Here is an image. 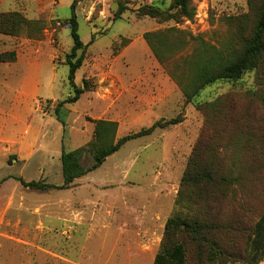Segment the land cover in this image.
Returning a JSON list of instances; mask_svg holds the SVG:
<instances>
[{
	"label": "rangeland",
	"instance_id": "374dc122",
	"mask_svg": "<svg viewBox=\"0 0 264 264\" xmlns=\"http://www.w3.org/2000/svg\"><path fill=\"white\" fill-rule=\"evenodd\" d=\"M171 1L0 0V13L17 12L38 25L29 31L24 28L17 37L0 35V52L27 54L30 49L41 48L39 56L47 64L43 77L50 74L48 60L56 66L54 96L59 101L71 93L68 67L64 65L72 47L66 24L71 15L83 45L93 36L84 49V59L74 80L78 87H84L85 81L89 91L68 104L69 110L63 113L64 130L56 121L62 129L56 134L51 155L36 153L24 170L6 167L0 160V177L8 175L24 182L50 185L47 179L42 180L50 162L49 169L55 173H51L49 182L60 187L63 178L58 154L62 148L72 151L90 142L94 121L115 122V139H119L160 120H181L127 141L68 189L28 188L24 209L13 217L14 227H10L9 234L23 241L20 246L27 250L25 255L34 264H153L151 255L137 256V217L147 225L156 221L155 234L161 241L164 223L174 210L181 180L194 154L204 161L214 158L220 177L237 176L233 188L238 201L232 205L234 202L229 201L227 194L218 205V221L224 223L231 215L230 208L240 213L243 221L229 235L233 254L222 261L264 264V235H250L264 212V104L254 96L261 90L264 98L260 74L253 71L235 81L211 83L185 103L180 87L156 61L143 39L145 33L176 29L179 33L166 36L168 44L174 50L182 49L188 58L198 56L200 50L208 47L238 50V24H247L245 32H250L257 18L258 2L193 0L194 17L183 22H160L136 13L142 5L166 9ZM120 9L125 10L115 19ZM80 54L79 51L77 56ZM6 67L10 69V83H17L21 75L14 71L16 66L0 64V77L6 74ZM31 102L32 106H47L46 112L52 116L58 101L47 104L44 97H37ZM225 111L228 117L222 125ZM91 163L90 155L82 161L85 167ZM214 236L220 247L229 239L226 231ZM156 245L151 246L152 252L156 247L158 251L159 244ZM202 247L203 262L194 257L189 264H219L214 257L206 258V246Z\"/></svg>",
	"mask_w": 264,
	"mask_h": 264
},
{
	"label": "trees",
	"instance_id": "16d2710c",
	"mask_svg": "<svg viewBox=\"0 0 264 264\" xmlns=\"http://www.w3.org/2000/svg\"><path fill=\"white\" fill-rule=\"evenodd\" d=\"M258 2L257 18L250 32L247 33V24L240 22L238 33L241 45L238 50L216 49L208 47L200 50L198 56L188 58L182 49L174 50L166 36L176 29H165L153 33L143 34V39L148 45L153 57L162 65L169 76L180 87L185 103H189L207 85L217 81H235L249 72H258L259 80L264 83V0ZM193 0H172L166 9L152 5L140 6L136 13L139 17H147L160 22L173 20L174 22L191 21L194 17ZM120 9L114 16L118 19L122 14ZM70 28L72 47L66 55L65 63L68 67L67 82L70 88V96L58 101L52 109V117L64 127L65 106L75 103L82 94L88 92V86L83 81L84 87H78L74 80L76 72L81 68L84 59V49L91 43L83 45L77 34V23L72 14L66 22ZM30 27H38L37 23L27 21L17 12L0 13V35L17 37L22 30ZM247 33V34H246ZM27 36H30L28 33ZM81 52L77 56L78 52ZM175 55H178L175 58ZM16 61L14 51L0 52V64H11ZM261 91V90H260ZM260 91L254 96L259 97L264 104V98ZM50 104V101L46 102ZM49 111L46 106L43 108ZM221 124H226L228 117L225 111ZM47 113V112H46ZM179 118L168 121L154 122L150 127L139 130L136 133L115 139L117 124L112 121H94L92 139L86 145L72 151L61 150L60 164L63 183L60 187L50 186L40 181L24 182L20 178L15 179L24 188L46 191L48 189L65 190L71 187L76 179L96 170L110 155L117 152L127 141L148 136L156 129L166 128L180 123ZM196 153V151H195ZM90 155L92 163L85 167L82 164L84 158ZM236 172V171H235ZM234 172V173H235ZM219 166L214 158L204 161L194 154L189 162L185 175L181 180V187L177 193L174 210L167 218L163 227V234L159 243L158 253L154 264H189L196 258L197 262H203L200 258L203 245L206 246V258L214 257L219 264H237L232 259L223 262L222 258L233 254L232 239L229 237L234 228L238 229L242 223L241 215L236 210L232 211L224 223L218 221L221 202L225 196L236 205L235 190L233 186L237 181L236 175L229 178L220 177ZM237 212V213H235ZM226 231L229 239H226L223 247L216 241L214 234ZM238 232V231H237ZM214 233V234H213ZM251 238H259L264 235V212L258 217L252 228ZM249 236V235H248ZM227 237V238H228Z\"/></svg>",
	"mask_w": 264,
	"mask_h": 264
},
{
	"label": "crops",
	"instance_id": "0c3cea01",
	"mask_svg": "<svg viewBox=\"0 0 264 264\" xmlns=\"http://www.w3.org/2000/svg\"><path fill=\"white\" fill-rule=\"evenodd\" d=\"M41 53V48L30 49L27 54L17 51L16 61L10 65L16 66L14 71L17 70L21 78L17 83L11 84L8 80L9 67H6V74L0 77V160L6 167L15 166L24 170L36 153L44 157L45 154L51 155L50 150L56 141V134L62 129L52 116L44 112L41 103H33L32 106L31 101L34 102L37 97H44L45 102L59 101L54 96L56 66L48 60L50 74L43 77L47 64L46 60H41L39 56ZM69 108L68 105L65 106V109ZM53 130L56 131L55 135ZM58 155L60 159L61 153ZM9 159L10 164L7 163ZM49 167L50 162L47 164L46 175L41 179H47L50 185L59 186L49 182L51 173H55ZM27 190L28 188L22 187L8 175L0 177V264H34L25 255L27 250L20 246L23 241L9 234L10 227H14L13 217L24 209L26 203L24 196ZM136 223L137 256L151 255L154 264L158 251L156 247L155 252H152L151 246L156 243L158 246L160 241L155 234L156 221H149L148 224H152L147 225L145 220L137 217ZM17 248L20 249L19 252ZM126 251L130 252L131 249L127 247Z\"/></svg>",
	"mask_w": 264,
	"mask_h": 264
}]
</instances>
